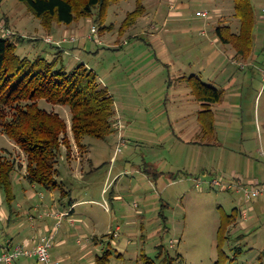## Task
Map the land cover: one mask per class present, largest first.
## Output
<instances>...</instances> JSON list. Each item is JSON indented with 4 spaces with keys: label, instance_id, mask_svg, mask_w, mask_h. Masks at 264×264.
<instances>
[{
    "label": "rangeland",
    "instance_id": "1",
    "mask_svg": "<svg viewBox=\"0 0 264 264\" xmlns=\"http://www.w3.org/2000/svg\"><path fill=\"white\" fill-rule=\"evenodd\" d=\"M171 1L143 0L146 13L126 32H121L123 24L137 9V0L112 4L103 25L94 18H82L71 27L56 26L49 33L25 3L0 0V22L26 39L18 45L21 56L30 59L40 56L52 61L59 55L60 46L63 51L59 66L63 64L72 71L85 63L114 96V133L107 139L87 137L79 146L68 129L70 155L63 145L57 168L70 182L54 194L61 197L63 190L71 191L75 199L95 201L77 209V214L92 216L104 241L110 240L106 229L113 226L121 250L117 252L110 247L111 264H148L143 255L154 264H162L166 253L180 258L175 264H261L264 227L257 229L259 245L254 249L249 247L237 224L230 228L218 249L222 213H232L239 196L221 187L213 188L210 183L214 179L235 181L234 173L241 174L242 155H250L259 167H264V0H251L255 26L248 60L230 59L232 47L210 50L209 54L217 59V75L220 70L227 71L215 78L218 79L215 87L223 91V100L212 107L218 142L210 146L202 145L192 132L200 126L202 104L189 84H179L176 72L179 66L190 69L187 66L190 56L199 54L189 49V38L212 39L213 31L222 23L233 25L232 30L239 32L234 23V1L175 0L174 10L182 11L183 20L194 24L190 25L191 36L185 29L173 27V22L168 27L164 25L172 11ZM218 10L224 12L218 13L210 25L208 20L197 16L199 11L215 15L213 12ZM200 25L209 33L207 37L196 29ZM94 27L99 31L96 38L101 43L90 39ZM103 27L107 29L101 30ZM3 36L0 32V38ZM72 37L77 41L64 43ZM214 70L215 66L210 68L216 74ZM39 106L59 114L68 128L71 126L69 106L46 100L39 101ZM118 120L122 124L123 143L118 138ZM0 157L16 165L12 176L16 205L23 200L24 181L29 184L23 175L27 157L1 125ZM71 167L82 169L84 179L75 183ZM58 177L59 174L56 182ZM1 195L2 209L9 210L5 194ZM114 195L119 200H111ZM171 241L176 242L175 246ZM160 246L164 251L162 259Z\"/></svg>",
    "mask_w": 264,
    "mask_h": 264
},
{
    "label": "trees",
    "instance_id": "2",
    "mask_svg": "<svg viewBox=\"0 0 264 264\" xmlns=\"http://www.w3.org/2000/svg\"><path fill=\"white\" fill-rule=\"evenodd\" d=\"M20 1L27 5L29 11L51 33L56 26L71 27L82 18H94V21L103 25L107 20L109 7L122 0ZM137 1V9L128 15L121 32L129 30L146 13L143 0ZM233 1L234 18L240 25L239 32H234L230 25L222 23L217 25L215 33L222 44L230 45L235 50L236 58L244 61L251 56L253 48L254 6L251 0ZM106 29L107 27L101 28L104 31ZM92 40L100 43L96 35ZM25 41L17 33L0 38V125L4 133L26 154L25 178L29 183L54 187L63 145L67 146L70 155L67 138L69 128L59 114L42 109L39 101L46 100L55 105L70 107L71 132L77 145L82 146L87 137L105 140L114 133L115 100L111 92L102 86L94 69L85 63L77 65L72 71H68L63 64L59 66L63 51L60 46L57 47L60 49L59 55L52 61L40 56L30 59L18 53L19 43ZM186 81L203 108L199 113L201 131L197 139L202 145H214L218 139L212 107L222 102L223 91L205 83L197 75L188 77ZM14 171L15 163L0 157V192L5 194L10 210L17 199L12 179ZM154 177L158 176L154 173ZM238 218L237 208L230 214L222 213L218 231L219 250L227 239L226 234L230 232V228L236 227ZM158 252L162 259L163 246L158 248ZM112 254L111 249L105 251L98 257L99 264H108ZM142 258L148 264H154V261L144 255ZM178 259L180 260L179 257L174 259L166 253L161 263L175 264Z\"/></svg>",
    "mask_w": 264,
    "mask_h": 264
},
{
    "label": "crops",
    "instance_id": "3",
    "mask_svg": "<svg viewBox=\"0 0 264 264\" xmlns=\"http://www.w3.org/2000/svg\"><path fill=\"white\" fill-rule=\"evenodd\" d=\"M171 2H173L171 5L172 7L175 0H172ZM171 9L172 11H169L168 18H166L164 25L167 24L166 27H168L169 22H173V27L183 28L182 30L185 29L186 33L191 36L192 27H190V25L192 26L194 24L187 23L185 22L186 20H183L185 14L182 11L174 10L173 7ZM223 12L224 11L221 10L213 12L215 15H212V18L208 21V25H210L213 19H215L214 17H217L218 13ZM161 13L162 11L159 10L158 15H161ZM237 21L238 20L235 19L234 23L239 29ZM195 27L199 30L201 36H208L209 33L205 35L202 34V32L206 30L203 29L201 25ZM231 28H233V25H231ZM169 31L170 30L166 29V32ZM213 33L214 37L212 39L208 38L195 41L189 38V49L192 52L199 51V54L190 56V62L187 64L190 69L180 66L177 68L178 71L176 72V80L179 84H188L186 79L192 75H197L205 83L215 86L218 80L215 78L220 75L222 77V74L224 75L227 73L225 70H220V74L217 75L219 71L216 67L217 59L214 60L215 58L213 57V54L209 53L212 52L210 51L212 48L217 49L218 46H224V48H226L225 50H230L229 48H231V46L222 45L219 38L216 36L215 30ZM222 50L225 52L224 49ZM233 51L234 52L231 51L232 55L230 56V59L237 62L236 60L238 58H236V52L235 50ZM168 64L171 65V63ZM214 66V71H217L215 72L216 74H214L213 71H210V68ZM203 76L207 77L204 78ZM195 120L196 118L194 117V125L196 123ZM70 129L71 126L69 127V130ZM200 131L201 127L199 126L197 128L194 127L192 132L196 137L199 135ZM114 159L112 160V163ZM240 163L241 168L239 170L241 174L234 173L235 181L230 182H236V180L239 179L243 180L245 183L264 181V167H259L250 155H242ZM70 169L71 179L75 183L84 179L85 176L83 172H81L82 169L77 167H71ZM26 174L27 168L25 167L23 175L25 176ZM58 180L59 181L56 182V186L45 188L36 184H28L25 180L23 185V200L17 201V204L14 205L11 210H5L1 207L0 226L3 231H0V248L6 245H27L32 248L37 244L40 236L48 235L52 237V258L60 260L61 264H99L98 257L102 256L105 251L110 250V247H113L117 252H120L121 247H119L115 241V238L118 236L113 231V226H108L106 229L107 235L110 236V240L107 242L104 241L103 238H100V235L97 233L99 232L98 223L92 216L77 214V209L93 205L95 201L89 198L75 199L73 198V192L65 190H63L61 197L56 196L54 194L55 191L70 182L69 177L62 175L61 173H59ZM41 187H43L45 191ZM230 191H232L231 193H236L239 196L234 207L238 209L239 217L241 218L240 220L238 219L237 228L240 232H243L241 235L245 237L249 247L254 249L259 245L260 232L257 229L264 227V198L248 200L236 189L229 190V192ZM50 193L52 195H50ZM48 195L50 197H48ZM118 198L119 197L114 195L111 200H119ZM3 202L4 201L0 192V206L4 205ZM51 212H67L69 215L59 222L57 217L49 215ZM119 229L120 226H118L117 230ZM107 244L109 245V249L104 250V247ZM15 264L40 263L36 258L22 257ZM108 264H111V261Z\"/></svg>",
    "mask_w": 264,
    "mask_h": 264
},
{
    "label": "built area",
    "instance_id": "4",
    "mask_svg": "<svg viewBox=\"0 0 264 264\" xmlns=\"http://www.w3.org/2000/svg\"><path fill=\"white\" fill-rule=\"evenodd\" d=\"M197 16L203 18L205 20H210L212 18V14L209 11H199ZM0 32L4 34V36H9L12 32L6 28L4 24L0 22ZM98 29L96 27L92 28L91 37L93 39L95 35H97ZM203 35L207 34L206 31L202 32ZM75 42L76 38L72 37L70 40H65L64 42ZM48 42L53 43V40L48 39ZM117 130L120 131L119 140L123 143L124 139L122 137V124L120 120H118L116 124ZM120 149L118 148L117 152ZM211 187H221L224 190H232L236 189L238 192L242 193L244 197L248 200H254L258 198H264V181H256L252 183H245L243 180L239 179L236 182H227L225 183L221 179H214L211 183ZM201 186V184H199ZM0 206V212H1ZM50 216L57 217L59 222L65 217L69 215V213H59V212H51ZM1 234V232H0ZM176 242L171 241V245L175 246ZM53 247L52 237L48 235H42L38 239L37 244L30 248L27 245H6L0 248V264H15L22 257H31L36 258L40 264H61V261L58 259H53L51 250Z\"/></svg>",
    "mask_w": 264,
    "mask_h": 264
}]
</instances>
